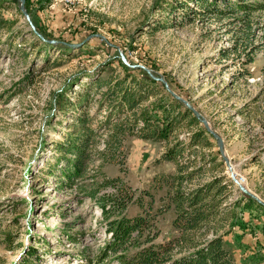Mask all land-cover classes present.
Wrapping results in <instances>:
<instances>
[{"label": "rangeland", "instance_id": "obj_1", "mask_svg": "<svg viewBox=\"0 0 264 264\" xmlns=\"http://www.w3.org/2000/svg\"><path fill=\"white\" fill-rule=\"evenodd\" d=\"M201 1L207 8L197 0H0V264H120L118 254L100 257L110 234L89 193L102 173L145 204L151 195L154 243L166 244L178 235L167 198L178 170L161 155L178 141L186 158L177 163L192 173L185 191L217 177L225 185L215 221L219 234L230 230L223 240L234 262L264 264V0ZM126 73L153 79L198 123L184 119L167 143L127 136L122 170L100 168L107 86L86 87ZM84 91V101L57 109L58 95L76 103ZM83 113L96 135L87 166L68 182L70 156L56 143ZM197 131L202 141L190 146ZM142 212L136 203L125 211Z\"/></svg>", "mask_w": 264, "mask_h": 264}, {"label": "trees", "instance_id": "obj_2", "mask_svg": "<svg viewBox=\"0 0 264 264\" xmlns=\"http://www.w3.org/2000/svg\"><path fill=\"white\" fill-rule=\"evenodd\" d=\"M197 2L207 8L203 1ZM229 6L224 5L227 10H233L228 9ZM154 83L153 79H141L126 73L112 81L97 79L87 85L86 90L92 89L95 84L107 86L101 92V101L107 105L102 123L107 134L103 139V148L95 151L100 160V168L104 164H117L122 170L126 158L124 139L127 136L167 143L184 119L189 118V122L198 123L185 106L182 111H178L182 107L180 103L168 101ZM86 96L87 91H84L77 96L76 103H72L61 93L57 98V109L63 110L66 105H76L81 100L84 101ZM152 97L154 99L149 101ZM87 116L84 113L79 115L72 123L74 133L65 135L63 141L56 143L58 151L70 156L62 170L63 178L68 182L81 176L87 166L85 159L89 154L86 148L96 135V130L87 124L90 119ZM203 135V131L194 133L190 146L202 141ZM203 144L210 145L206 137ZM181 156L183 148H179V141L174 145L167 143L161 155L164 160L175 161L178 170L167 196L169 204H173L175 217L172 226L178 235L172 236L166 244L154 243L157 237L155 215L158 213L151 215L149 212L153 202L151 195L149 194V203L145 204L142 196H136L131 187L119 177H107L103 173L100 175L101 179L97 180L96 187L89 194L96 200L106 222L105 231L110 234L101 250V258L118 254L120 264H236L223 240V236L230 230L219 234V230L223 228L222 223L215 221L221 202L215 199L223 194L225 185L220 184V177H217L199 188L185 191L183 183L192 173H184L188 166L177 163V158ZM107 186L111 188L109 192L97 194L102 187ZM131 203H136L143 212L128 216L125 211ZM207 232H211L213 236L204 239ZM198 234L200 237H196ZM128 245L134 246L135 250L131 254L126 252ZM174 251L179 254L173 256Z\"/></svg>", "mask_w": 264, "mask_h": 264}]
</instances>
